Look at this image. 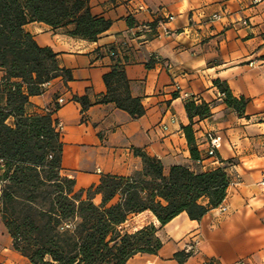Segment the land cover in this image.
Returning a JSON list of instances; mask_svg holds the SVG:
<instances>
[{"label": "crops", "instance_id": "crops-1", "mask_svg": "<svg viewBox=\"0 0 264 264\" xmlns=\"http://www.w3.org/2000/svg\"><path fill=\"white\" fill-rule=\"evenodd\" d=\"M89 5L94 16L112 22L96 42L43 22L25 25L73 77L56 78L43 94L30 97L32 113L65 101L53 114L61 125L62 173L75 179L77 190L97 186L104 175L131 176L143 167L135 149L160 159L167 175L177 165L195 172L226 166L225 212L216 207L201 220L183 212L163 227L149 210L130 216L126 231L153 224L163 247L127 264H264V0H89ZM116 63L125 66L131 94L146 109L138 119L114 103H97L107 93L104 76ZM3 75L0 71V80ZM216 80L248 100L244 115L226 104ZM75 96L87 97L91 106L83 112ZM190 100L211 108L209 117L193 120L201 162L192 158L182 129L191 123L185 108ZM216 137L219 147L211 157L210 139ZM194 239L197 252L180 263L175 254ZM0 264H32L14 248L1 214Z\"/></svg>", "mask_w": 264, "mask_h": 264}, {"label": "trees", "instance_id": "trees-1", "mask_svg": "<svg viewBox=\"0 0 264 264\" xmlns=\"http://www.w3.org/2000/svg\"><path fill=\"white\" fill-rule=\"evenodd\" d=\"M33 22L91 42L112 24L91 13L89 0H0V214L14 248L32 264H127L137 254H158L163 247L158 228L151 224L125 231L129 217L149 210L162 227L183 212L201 220L225 200L228 167L195 172L177 165L167 175L160 159L135 149L141 170L131 176L104 175L97 186L77 190L75 179L62 173L63 142L53 118L59 106L29 111L30 97L43 94L52 80L73 78L60 67L58 54L25 30ZM104 80L107 93L97 103H114L134 119L145 115L123 64L116 63ZM215 85L226 104L244 115L248 100L234 97L226 83L216 80ZM74 100L83 112L91 106L85 96ZM185 108L191 123L182 129L192 158L200 160L193 120L209 117L211 108L194 100ZM189 256L175 254L180 263Z\"/></svg>", "mask_w": 264, "mask_h": 264}, {"label": "built area", "instance_id": "built-area-1", "mask_svg": "<svg viewBox=\"0 0 264 264\" xmlns=\"http://www.w3.org/2000/svg\"><path fill=\"white\" fill-rule=\"evenodd\" d=\"M218 17H219V16H216L215 18H218ZM170 19H173V17H170ZM145 29H147V27H146V26H143V27L141 28V31H144ZM163 34H164V35H169V34H170V31L164 27V29H163ZM109 54H110V56H112V57H116V55H117L114 51H111V52L109 51ZM156 59H157V58H156ZM252 64H253V63H252ZM64 102H65L64 99H63V98H60V99L58 100V105H61V104H63ZM60 126H61V125H57L56 128L59 129ZM219 141H220V138H219V137L211 138V139H210V148H209V150H208V155H209V156H211V157L216 156V150H217V148L219 147ZM2 162H3V161L0 159V165L2 164ZM200 162H201V160H200ZM262 184L264 185V180L262 181ZM1 188H2V181H0V190H1ZM218 207L221 209L222 212H225V211H226V207H225L224 205L221 204V205L218 206ZM198 244H199L198 239H194V240H192L191 242H189V243L186 245V247H185V252H186V253H189L190 255H191V254H195V253L197 252V250H198Z\"/></svg>", "mask_w": 264, "mask_h": 264}, {"label": "rangeland", "instance_id": "rangeland-1", "mask_svg": "<svg viewBox=\"0 0 264 264\" xmlns=\"http://www.w3.org/2000/svg\"><path fill=\"white\" fill-rule=\"evenodd\" d=\"M122 228L126 231V228L124 226Z\"/></svg>", "mask_w": 264, "mask_h": 264}]
</instances>
